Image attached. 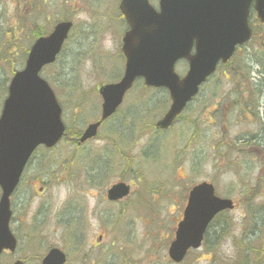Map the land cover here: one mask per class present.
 <instances>
[{
  "label": "rangeland",
  "instance_id": "rangeland-1",
  "mask_svg": "<svg viewBox=\"0 0 264 264\" xmlns=\"http://www.w3.org/2000/svg\"><path fill=\"white\" fill-rule=\"evenodd\" d=\"M106 0H0V114L15 72L37 35L63 21L74 28L45 79L63 108L67 137L40 149L12 198L19 240L0 264H41L53 248L67 264H174L169 248L189 190L212 183L236 204L212 224L203 247L182 264H264V45L242 51L203 87L170 132L155 131L171 102L139 82L98 137L77 140L101 116L102 84L118 83L123 24ZM116 6L119 0H108ZM157 6L158 0H151ZM255 23H257L255 21ZM259 37L264 27L257 24ZM181 76L186 63L177 67ZM146 89V90H145ZM128 198L107 201L112 186Z\"/></svg>",
  "mask_w": 264,
  "mask_h": 264
},
{
  "label": "water",
  "instance_id": "water-1",
  "mask_svg": "<svg viewBox=\"0 0 264 264\" xmlns=\"http://www.w3.org/2000/svg\"><path fill=\"white\" fill-rule=\"evenodd\" d=\"M230 3V0H226ZM250 0H237L236 9L243 10ZM259 17L264 20V0L258 1ZM127 21L131 31L123 39L126 57L125 75L120 83L100 88L103 99L102 119L88 127L80 144L96 137L103 122L116 113L126 93L139 77L147 87L169 90L172 106L156 124L168 130L197 95L200 85L213 74L219 60L227 62L233 54L239 35L231 28L219 0H161L157 14L147 0H125ZM134 9L136 11H134ZM71 23L59 24L47 38L39 39L32 47L26 69L15 75L0 119V254L4 249L15 250V240L9 231L10 197L19 184L23 169L34 150L41 144L53 147L64 135L61 110L54 94L38 74L54 63L68 37ZM197 53L191 56L194 42ZM189 61L190 71L180 80L175 64ZM129 190L117 185L109 192V199L119 200ZM233 202L215 196L214 187L202 184L189 194L184 220L179 224L176 240L169 256L181 263L190 249L201 247L209 223L219 213L232 210ZM65 256L53 250L43 264H64Z\"/></svg>",
  "mask_w": 264,
  "mask_h": 264
},
{
  "label": "flooded vegetation",
  "instance_id": "flooded-vegetation-1",
  "mask_svg": "<svg viewBox=\"0 0 264 264\" xmlns=\"http://www.w3.org/2000/svg\"><path fill=\"white\" fill-rule=\"evenodd\" d=\"M103 4L108 5L110 12H111V16L113 18V24H114V19H118V20H124L123 15L120 12V4H121V0L118 1V3L116 4L115 7H113L114 3H111L110 1L106 0Z\"/></svg>",
  "mask_w": 264,
  "mask_h": 264
},
{
  "label": "trees",
  "instance_id": "trees-1",
  "mask_svg": "<svg viewBox=\"0 0 264 264\" xmlns=\"http://www.w3.org/2000/svg\"><path fill=\"white\" fill-rule=\"evenodd\" d=\"M37 36H38V37H41V36H43V35H40V34H39V35H37Z\"/></svg>",
  "mask_w": 264,
  "mask_h": 264
}]
</instances>
